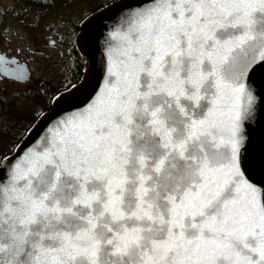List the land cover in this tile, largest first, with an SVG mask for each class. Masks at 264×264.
<instances>
[{"label": "snow or ice", "instance_id": "1", "mask_svg": "<svg viewBox=\"0 0 264 264\" xmlns=\"http://www.w3.org/2000/svg\"><path fill=\"white\" fill-rule=\"evenodd\" d=\"M107 28L94 93L0 158V264H264L242 154L264 0H144Z\"/></svg>", "mask_w": 264, "mask_h": 264}, {"label": "flooded vegetation", "instance_id": "2", "mask_svg": "<svg viewBox=\"0 0 264 264\" xmlns=\"http://www.w3.org/2000/svg\"><path fill=\"white\" fill-rule=\"evenodd\" d=\"M57 3L54 9L41 12L34 16L27 14L24 10L21 12L3 13L0 15V135L3 138L9 135L5 143L8 152L3 155L11 157L17 147L25 141L32 133L33 127L52 110L48 105V100L57 90H62L67 80L79 81L82 87L73 95L78 93L85 85L88 77V62L80 41L81 27L83 23H77L71 26V37L69 42L63 47L68 50L69 56L65 57L62 70L65 73V79L60 86L54 85L48 81L47 68L39 65L35 71L32 61L35 57H45L47 52H54L59 49L60 42L56 37H46L47 29L53 22H61L60 19H73L63 16L62 11L68 6H59ZM48 15L57 19L48 20ZM73 15V14H72ZM18 18V20H17ZM55 19V20H56ZM17 28L21 31L17 32ZM32 33L34 44L26 40V33ZM26 44L24 49L11 45L10 36L17 34ZM22 35V36H21ZM58 36L57 34H54ZM49 38V40H48ZM19 50H26L20 52ZM18 59L16 62L15 59ZM3 61L9 63L4 64ZM26 63L28 78L19 81L13 77V74H5L4 68H16L18 65ZM0 157V158H2Z\"/></svg>", "mask_w": 264, "mask_h": 264}, {"label": "water", "instance_id": "3", "mask_svg": "<svg viewBox=\"0 0 264 264\" xmlns=\"http://www.w3.org/2000/svg\"><path fill=\"white\" fill-rule=\"evenodd\" d=\"M144 0H125L115 4V7H109L102 13L89 19L81 27L80 41L89 64L88 79L85 86L68 103L60 104L56 109H52L44 119L39 121V127L32 131L29 137L16 149L13 157L18 150H24L30 146L37 135L41 133L53 116L61 110H70L73 106H78L86 102L94 93V90L102 82L103 76V50L104 38L107 34L109 25L119 9L123 6H136L143 3ZM17 62L18 59H15ZM13 77L19 81L28 78L27 67L25 63L11 68ZM253 95L256 97L253 110L243 121L244 140L242 145V154L249 162L250 170L256 181L264 183V69L258 70L254 76ZM247 149L246 151L244 149ZM10 157V158H11Z\"/></svg>", "mask_w": 264, "mask_h": 264}, {"label": "rangeland", "instance_id": "4", "mask_svg": "<svg viewBox=\"0 0 264 264\" xmlns=\"http://www.w3.org/2000/svg\"><path fill=\"white\" fill-rule=\"evenodd\" d=\"M54 4L60 2V0H53ZM84 8H89V4L82 2V3H74L72 6L68 7L66 10L62 11L61 14L66 17H70L73 19L67 20V19H60L61 22H53L49 25L47 29V35L46 37H56L57 40L60 42L59 49L54 52H47L48 54L45 57H35L32 61V65L35 71L38 70L39 65L36 66L37 62L41 64V66H44L47 68V78L48 81L54 85L60 86L61 82L65 79V73L62 70L63 63L65 61V57L68 58L69 52L66 50L63 45L67 44L69 42V39L71 37V26L75 25L77 23H83L86 20L90 18V15L88 14L87 10H83ZM20 10V7L17 5V3L14 0H0V15L1 12L3 13H12L14 11L18 12ZM77 11L73 15L71 12ZM48 20H54L57 21L55 17L52 15H48ZM56 19V20H55ZM18 20V18H17ZM17 32L21 31L17 28ZM34 33V32H32ZM32 33L27 32L26 33V40L30 42H34V39H32ZM54 34H57L58 36H55ZM22 36V35H21ZM67 37L69 39H67ZM49 40V38H48ZM10 42L12 46L24 49L26 47V44L20 39V37L17 34H12L10 36ZM34 44V43H33ZM20 52H25L26 50H19ZM9 135H6L3 138V135H0V157L5 155L8 152V149L5 145L7 142V138Z\"/></svg>", "mask_w": 264, "mask_h": 264}, {"label": "trees", "instance_id": "5", "mask_svg": "<svg viewBox=\"0 0 264 264\" xmlns=\"http://www.w3.org/2000/svg\"><path fill=\"white\" fill-rule=\"evenodd\" d=\"M17 5L20 7L18 12L23 13L25 10L29 15H36L41 12H46L51 9H54L55 4L53 0H14ZM125 0H60L59 6L63 7H70L74 3H88L89 8H84L83 10H87L90 17L94 15H98L99 13L103 12L104 10L111 7L110 5L120 3ZM77 11L71 12V14L76 13Z\"/></svg>", "mask_w": 264, "mask_h": 264}]
</instances>
